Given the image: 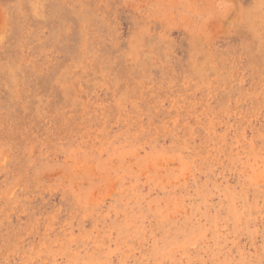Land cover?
I'll use <instances>...</instances> for the list:
<instances>
[{"label": "rangeland", "instance_id": "obj_1", "mask_svg": "<svg viewBox=\"0 0 264 264\" xmlns=\"http://www.w3.org/2000/svg\"><path fill=\"white\" fill-rule=\"evenodd\" d=\"M0 264H264V0H0Z\"/></svg>", "mask_w": 264, "mask_h": 264}, {"label": "bare ground", "instance_id": "obj_2", "mask_svg": "<svg viewBox=\"0 0 264 264\" xmlns=\"http://www.w3.org/2000/svg\"><path fill=\"white\" fill-rule=\"evenodd\" d=\"M205 68V67H204Z\"/></svg>", "mask_w": 264, "mask_h": 264}]
</instances>
